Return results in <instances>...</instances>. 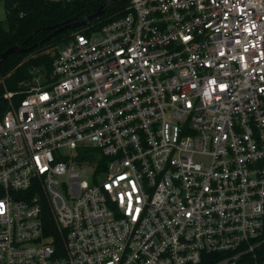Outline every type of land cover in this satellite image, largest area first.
Wrapping results in <instances>:
<instances>
[{
	"label": "built area",
	"instance_id": "built-area-1",
	"mask_svg": "<svg viewBox=\"0 0 264 264\" xmlns=\"http://www.w3.org/2000/svg\"><path fill=\"white\" fill-rule=\"evenodd\" d=\"M121 2L4 95L0 264H264V0Z\"/></svg>",
	"mask_w": 264,
	"mask_h": 264
},
{
	"label": "trees",
	"instance_id": "trees-1",
	"mask_svg": "<svg viewBox=\"0 0 264 264\" xmlns=\"http://www.w3.org/2000/svg\"><path fill=\"white\" fill-rule=\"evenodd\" d=\"M107 1L83 0L61 4L46 0H3L6 19L0 26V55L16 45L28 48L39 43L53 32L49 28L76 17L86 19ZM124 5V2L111 4L105 15L90 26H102L114 15L117 18ZM82 30L83 28L65 31L43 46L28 53L12 55L3 63L0 68V117L9 107L8 100L4 98L6 91L16 94L15 102L22 99L32 83L34 69L50 72L51 49L66 43L72 34ZM27 40L29 43L24 45ZM223 258L219 254L206 255L201 264H220Z\"/></svg>",
	"mask_w": 264,
	"mask_h": 264
},
{
	"label": "water",
	"instance_id": "water-1",
	"mask_svg": "<svg viewBox=\"0 0 264 264\" xmlns=\"http://www.w3.org/2000/svg\"><path fill=\"white\" fill-rule=\"evenodd\" d=\"M119 2H120V0H108L106 3H103L95 13L89 15L86 19L80 20L79 17H76L75 19L67 20V21H65V22H63L57 26L49 28L48 30L49 31L53 30V32L50 33L42 41H40L39 43H37L33 46H30L28 48H24L22 45L21 46L16 45V46H13V47L7 49L4 53H2L0 55V68L3 65V63L12 55L31 52V51L43 46L44 44H46L47 42H49L53 38L57 37L58 35L64 33L65 31L77 30V29H81L83 27H87L91 23L102 18L105 15L107 9L109 8V6L111 4H118ZM28 43H29V40H27L24 43V45L28 44Z\"/></svg>",
	"mask_w": 264,
	"mask_h": 264
},
{
	"label": "rangeland",
	"instance_id": "rangeland-1",
	"mask_svg": "<svg viewBox=\"0 0 264 264\" xmlns=\"http://www.w3.org/2000/svg\"><path fill=\"white\" fill-rule=\"evenodd\" d=\"M127 4V3H125ZM6 19V13H5V9L3 7V4L0 3V26L2 24H4V21ZM74 31V30H73ZM44 73V71H43ZM85 179H87L89 182H92L93 181V176L91 173H87L85 176H84Z\"/></svg>",
	"mask_w": 264,
	"mask_h": 264
},
{
	"label": "crops",
	"instance_id": "crops-1",
	"mask_svg": "<svg viewBox=\"0 0 264 264\" xmlns=\"http://www.w3.org/2000/svg\"><path fill=\"white\" fill-rule=\"evenodd\" d=\"M0 3H2V4H3V7H4V3H3V0H0Z\"/></svg>",
	"mask_w": 264,
	"mask_h": 264
}]
</instances>
